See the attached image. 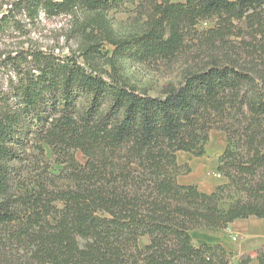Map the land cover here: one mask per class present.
I'll use <instances>...</instances> for the list:
<instances>
[{
    "label": "trees",
    "instance_id": "1",
    "mask_svg": "<svg viewBox=\"0 0 264 264\" xmlns=\"http://www.w3.org/2000/svg\"><path fill=\"white\" fill-rule=\"evenodd\" d=\"M138 1L14 4L30 20L82 14L86 48L84 63L41 49L0 59V264H231L223 243L196 244L192 232L264 220V0H153L145 32L116 38L107 15ZM209 20L216 51L179 86L151 96L120 73L123 60L173 58ZM19 25L3 14L0 35ZM104 41L115 47L107 60ZM214 131L226 136L216 172L228 182L206 194L179 183L178 153L204 157ZM238 264H264V246Z\"/></svg>",
    "mask_w": 264,
    "mask_h": 264
},
{
    "label": "rangeland",
    "instance_id": "2",
    "mask_svg": "<svg viewBox=\"0 0 264 264\" xmlns=\"http://www.w3.org/2000/svg\"><path fill=\"white\" fill-rule=\"evenodd\" d=\"M17 1L0 0V17L13 12V16L20 23L19 30L0 35V59H4L9 54L15 55L20 51L41 49L55 52L61 57H72L80 63L85 62L82 53L86 44L80 27L84 18L80 16L82 14L56 17H46L41 14L39 18L30 20L14 11V4ZM152 4L153 0H140L111 11L107 15V22L115 37L125 39L145 32L150 16L153 15ZM215 27L216 21L209 20L200 22L195 28L188 29L182 37L180 51L169 60L151 61L145 64L123 60L118 62L119 71L131 86L147 91L151 96H159L167 86L182 84L187 72L201 69L206 64L209 53H215L217 44L212 46L210 43L211 30ZM231 42L236 41L231 39ZM114 49L113 45L104 41L100 48L102 58L103 56L105 60L111 58ZM103 63L105 62L100 60L99 65L103 66ZM225 144L226 139L222 132H212L206 147V155L196 161L192 160V164L187 163L185 165L187 172L182 176L192 178L201 188H208L210 184L218 183V186L227 184L228 180L225 176H221L220 179L214 178ZM46 153L47 157L53 161L50 148L46 149ZM77 157L81 162H85L81 152L77 153ZM24 167L29 176L33 174L32 177L36 176V172H42L40 149L35 147L29 150V157ZM54 169L59 171L61 167L55 166ZM196 186L199 188L198 185ZM192 235L196 244L223 243L232 253L231 264H238L240 257L247 255L254 258L256 252L264 246V221L251 218L235 223L230 227L229 232L215 233L196 230L192 232Z\"/></svg>",
    "mask_w": 264,
    "mask_h": 264
},
{
    "label": "crops",
    "instance_id": "3",
    "mask_svg": "<svg viewBox=\"0 0 264 264\" xmlns=\"http://www.w3.org/2000/svg\"><path fill=\"white\" fill-rule=\"evenodd\" d=\"M224 134V133H223ZM225 135V134H224ZM225 139H226V136H225ZM226 148V144L225 146H223V149L221 151V155L222 153L224 152ZM199 158H194L192 157L190 154L188 153H184V152H179L178 153V163L179 165H182V166H185L187 163L189 164H192L191 162H193L192 160L196 161L198 160ZM214 178H216L214 176ZM219 179V178H218ZM179 183L181 185H184V186H189V185H198L200 190L204 193H207V194H211L213 192H215L216 188L218 187V183L217 184H210V186L208 188H201V186L199 184H197L192 178H186V177H183V176H180L179 177ZM256 219V218H255ZM249 220V219H248ZM259 220V219H258ZM241 221H245V220H239V221H236L235 223L237 222H241ZM264 221V220H262ZM235 223H233L231 226H233ZM230 226V227H231ZM230 227L226 230V232H229L230 230Z\"/></svg>",
    "mask_w": 264,
    "mask_h": 264
},
{
    "label": "built area",
    "instance_id": "4",
    "mask_svg": "<svg viewBox=\"0 0 264 264\" xmlns=\"http://www.w3.org/2000/svg\"><path fill=\"white\" fill-rule=\"evenodd\" d=\"M214 176H215L216 178H219V179L221 178V175H220L219 173H217V172L214 174Z\"/></svg>",
    "mask_w": 264,
    "mask_h": 264
}]
</instances>
